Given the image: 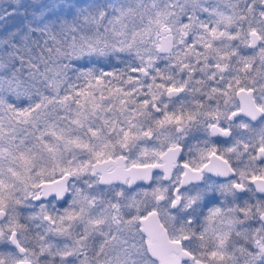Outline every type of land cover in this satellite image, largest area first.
Returning a JSON list of instances; mask_svg holds the SVG:
<instances>
[{
  "label": "snow or ice",
  "instance_id": "6c2138e0",
  "mask_svg": "<svg viewBox=\"0 0 264 264\" xmlns=\"http://www.w3.org/2000/svg\"><path fill=\"white\" fill-rule=\"evenodd\" d=\"M0 264H264V0H0Z\"/></svg>",
  "mask_w": 264,
  "mask_h": 264
}]
</instances>
